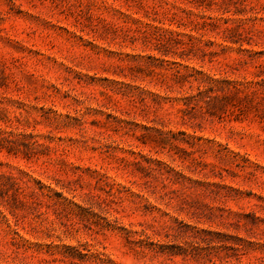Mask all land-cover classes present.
<instances>
[{"label":"rangeland","instance_id":"1","mask_svg":"<svg viewBox=\"0 0 264 264\" xmlns=\"http://www.w3.org/2000/svg\"><path fill=\"white\" fill-rule=\"evenodd\" d=\"M0 264H264V0H0Z\"/></svg>","mask_w":264,"mask_h":264}]
</instances>
